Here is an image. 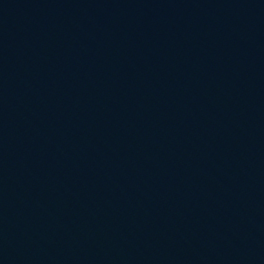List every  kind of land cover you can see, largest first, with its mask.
<instances>
[{
  "label": "water",
  "instance_id": "obj_1",
  "mask_svg": "<svg viewBox=\"0 0 264 264\" xmlns=\"http://www.w3.org/2000/svg\"><path fill=\"white\" fill-rule=\"evenodd\" d=\"M0 264H264V0H0Z\"/></svg>",
  "mask_w": 264,
  "mask_h": 264
}]
</instances>
